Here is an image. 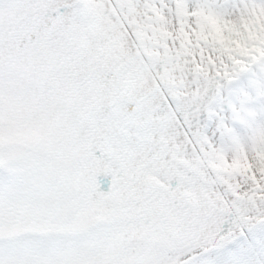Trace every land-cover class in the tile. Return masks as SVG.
<instances>
[{
  "label": "snow or ice",
  "instance_id": "1",
  "mask_svg": "<svg viewBox=\"0 0 264 264\" xmlns=\"http://www.w3.org/2000/svg\"><path fill=\"white\" fill-rule=\"evenodd\" d=\"M0 264H264V0H0Z\"/></svg>",
  "mask_w": 264,
  "mask_h": 264
}]
</instances>
